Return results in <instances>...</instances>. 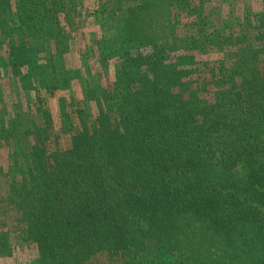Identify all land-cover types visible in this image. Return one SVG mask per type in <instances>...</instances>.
<instances>
[{"label":"trees","instance_id":"1","mask_svg":"<svg viewBox=\"0 0 264 264\" xmlns=\"http://www.w3.org/2000/svg\"><path fill=\"white\" fill-rule=\"evenodd\" d=\"M175 3L104 0L80 73L82 0H0V264H264V9Z\"/></svg>","mask_w":264,"mask_h":264},{"label":"rangeland","instance_id":"2","mask_svg":"<svg viewBox=\"0 0 264 264\" xmlns=\"http://www.w3.org/2000/svg\"><path fill=\"white\" fill-rule=\"evenodd\" d=\"M104 0H82V11H80V15L76 18V22L78 23L73 24L72 31H69L67 28V31L69 32V37L73 39V48L71 54H69L71 60L73 61V65H75L79 70L80 73H84V68L81 65L80 58H79V51L80 49H84V44L87 43V40L90 41V32L91 29L89 27L90 22L94 19V15L97 12V9L101 11L103 8L102 2ZM196 0H192L193 7L190 8H181L175 3L173 7L170 9L172 15L175 17L176 20H181L182 23H185L188 25L189 22L196 20L197 23H202L203 20H205V17L212 16L216 21L218 19H222L221 16L227 17L232 13V18H238L241 21H247V19L251 18L250 14H255L262 9H264V0H206L205 2H199L197 0V4L195 3ZM100 3V4H99ZM249 17V18H248ZM80 21V23H79ZM238 29H243V26L236 27ZM194 28H187L180 27L179 28V34H186V36H192ZM74 37V38H73ZM197 62H209L210 64L216 63L220 60L219 54L215 53H209L204 55L203 57H197ZM113 65L109 67L108 72L104 73L103 78H101V83L104 86H111L114 83V69ZM197 77V76H195ZM79 92V89H78ZM56 98H52L49 101V105L51 109L57 108V102ZM58 117L57 115H55ZM70 135L62 136L60 138V144H66L67 141H69ZM53 146L58 145L56 140H53ZM6 154L3 150H0V165L2 163H6ZM2 217V216H0ZM13 217L9 218H0V229L2 227H7L6 220L12 221ZM18 223L13 222L10 227L17 226ZM9 228V227H8ZM17 240V239H16ZM18 241V240H17ZM3 256V255H2ZM13 260L9 256H6L5 258H1V264H12L10 261H14V264H17L18 262L16 260L18 259H24V254H22L20 251H16L15 256L12 257ZM109 256L105 254H99L92 258V262L94 264H108L110 263Z\"/></svg>","mask_w":264,"mask_h":264}]
</instances>
